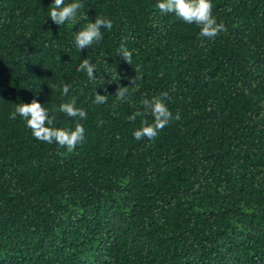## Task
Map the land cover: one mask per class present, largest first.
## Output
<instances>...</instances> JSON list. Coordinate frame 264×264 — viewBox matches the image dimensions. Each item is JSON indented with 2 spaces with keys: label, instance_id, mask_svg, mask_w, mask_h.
I'll list each match as a JSON object with an SVG mask.
<instances>
[{
  "label": "trees",
  "instance_id": "obj_1",
  "mask_svg": "<svg viewBox=\"0 0 264 264\" xmlns=\"http://www.w3.org/2000/svg\"><path fill=\"white\" fill-rule=\"evenodd\" d=\"M83 2L113 28L79 51L88 21L54 24L53 0H0V264H264V0H212L226 26L214 39L158 0ZM164 92L181 118L137 141L128 117ZM71 97L85 120L58 112ZM34 98L54 127L81 123L84 142L69 152L10 118Z\"/></svg>",
  "mask_w": 264,
  "mask_h": 264
},
{
  "label": "clouds",
  "instance_id": "obj_2",
  "mask_svg": "<svg viewBox=\"0 0 264 264\" xmlns=\"http://www.w3.org/2000/svg\"><path fill=\"white\" fill-rule=\"evenodd\" d=\"M84 8L83 0H71L69 3H66L65 0H53L48 15L52 22L58 26H62L68 21H72L74 24L78 20L88 21L77 31L74 38L75 46L79 51L100 42L104 37L103 29L111 31L113 28V21L103 16H96L94 22L89 20L87 12L82 11ZM156 8L161 14H172L186 24L196 25L201 38L214 39L221 32L226 31L225 24L218 22L213 15L212 0H158ZM119 55L132 65L133 52L127 48L126 38H122ZM95 68V64L84 58L77 67V71L86 73L90 80H94ZM134 71L136 75L129 78L128 86L117 87L115 97L118 101L124 102L129 98L131 92L137 90V87L130 88V86H136V82L143 79L140 66H137ZM49 87L55 88L56 85ZM69 91V85L64 84L62 94L67 95ZM167 97L168 93L164 92L154 95L150 99L142 98L140 102L142 107L128 117L131 123H135L137 117L140 118V126L135 128L132 133L134 139L137 141L144 138L154 140L173 119L181 118L179 113L173 117V113L166 103ZM107 99L108 95H102L96 91L93 103L104 104L107 103ZM58 112L79 120H85L88 115L84 108L77 106L76 97H71L68 101L61 103ZM17 115L24 119L32 135L41 142L48 144L55 142L69 152L84 142L85 128L81 123L77 122L74 128L54 127L55 113H50L49 109L35 98L30 103H19L10 113V118L15 119ZM148 116L152 117L151 122L147 118Z\"/></svg>",
  "mask_w": 264,
  "mask_h": 264
}]
</instances>
